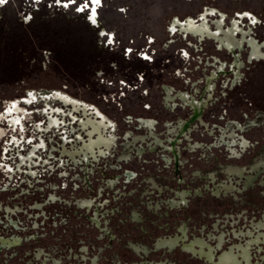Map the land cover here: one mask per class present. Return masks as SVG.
Wrapping results in <instances>:
<instances>
[{
  "label": "rangeland",
  "instance_id": "374dc122",
  "mask_svg": "<svg viewBox=\"0 0 264 264\" xmlns=\"http://www.w3.org/2000/svg\"><path fill=\"white\" fill-rule=\"evenodd\" d=\"M64 2L0 5V239L264 176V0Z\"/></svg>",
  "mask_w": 264,
  "mask_h": 264
},
{
  "label": "water",
  "instance_id": "95a60500",
  "mask_svg": "<svg viewBox=\"0 0 264 264\" xmlns=\"http://www.w3.org/2000/svg\"><path fill=\"white\" fill-rule=\"evenodd\" d=\"M0 264H264V176L0 239Z\"/></svg>",
  "mask_w": 264,
  "mask_h": 264
},
{
  "label": "flooded vegetation",
  "instance_id": "af4514ba",
  "mask_svg": "<svg viewBox=\"0 0 264 264\" xmlns=\"http://www.w3.org/2000/svg\"><path fill=\"white\" fill-rule=\"evenodd\" d=\"M97 4L98 3L90 4V7H89L90 10H91V7H94L96 9ZM96 15H97V11L95 13V16L93 17L94 19L96 18ZM205 16H206V12L201 15L203 19L200 18L199 21L190 16L183 22H180L178 19H175L173 22H174V25L178 24L181 31H185L186 33L191 34V35H197L201 39L205 35L216 37L217 32H214L210 29L209 24L205 20ZM220 39L223 42V45H225L226 48H228L231 52H235V49L237 48V46H240L242 43V41L238 40L236 35L233 34L232 32L227 33L224 37H221ZM236 56H237V53H235V58ZM250 56H251L250 57L251 59H257V58L263 59L264 52L261 50H258L257 47H253ZM14 110L22 111V109H20L16 105L15 102L12 104V107L8 108L7 114L13 113ZM17 120H18V117L13 116L10 121L12 123H15ZM86 124H89L91 126V131H95L99 135L96 139L90 140L86 144L87 148H89L91 152H94L93 150L94 145H97L99 147L100 144H103L105 146H108L110 144L112 138L103 135L101 132V129L106 126L104 120L99 121V120H92L91 118H87V121H84L82 125H86ZM2 135H3V131L0 128V136ZM100 153H102V150H100ZM84 155H85V158L87 159V155L85 153Z\"/></svg>",
  "mask_w": 264,
  "mask_h": 264
},
{
  "label": "snow or ice",
  "instance_id": "6c2138e0",
  "mask_svg": "<svg viewBox=\"0 0 264 264\" xmlns=\"http://www.w3.org/2000/svg\"><path fill=\"white\" fill-rule=\"evenodd\" d=\"M6 2H7V0H0V5L5 4ZM36 2H39V0H36ZM56 3L60 4L61 0H56ZM74 3H76V0H65V2L63 3V6L65 8H67L70 4H74ZM96 3H99V0H90V2H89V0H85V2L83 4H81L80 6H78L76 8V11L82 12V11H84L85 8L90 7V4H96ZM95 13H96V9L94 7H91V15H89L88 18L94 24L96 23L95 19L93 18L95 16ZM245 15H248V14H245ZM201 19H203V17H201ZM252 23H256V21L253 19ZM102 35H107V34L106 33H102ZM108 43L111 44L112 40L109 39ZM129 51H131V50L129 49ZM185 55H187V53H185ZM65 139H67V138L65 137ZM29 142L31 143V141H29ZM40 147H43V145H40ZM2 166L3 165H0V167H2Z\"/></svg>",
  "mask_w": 264,
  "mask_h": 264
},
{
  "label": "crops",
  "instance_id": "0c3cea01",
  "mask_svg": "<svg viewBox=\"0 0 264 264\" xmlns=\"http://www.w3.org/2000/svg\"><path fill=\"white\" fill-rule=\"evenodd\" d=\"M89 19V18H88ZM89 22H91L92 23V21L89 19ZM97 23V22H96ZM92 24H94V23H92Z\"/></svg>",
  "mask_w": 264,
  "mask_h": 264
}]
</instances>
